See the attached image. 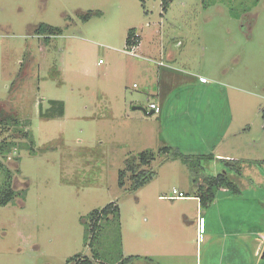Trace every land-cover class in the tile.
Listing matches in <instances>:
<instances>
[{
  "label": "rangeland",
  "instance_id": "374dc122",
  "mask_svg": "<svg viewBox=\"0 0 264 264\" xmlns=\"http://www.w3.org/2000/svg\"><path fill=\"white\" fill-rule=\"evenodd\" d=\"M40 24L61 34L37 35ZM131 29L136 56L125 45ZM158 85L167 102L187 101L194 121L147 115ZM49 100L63 102L62 117ZM0 106L19 121L0 128V144L16 143L0 152L16 191L0 206V264H195L198 228L181 215L195 217L194 177L173 152L236 148L246 179L233 181L245 196L264 194V0H170L166 11L161 0H0ZM187 134L196 153L162 144ZM142 153L152 177L134 189L126 172L120 187L126 160ZM194 164L197 180L225 169ZM173 190L185 198L167 199ZM108 204L119 215L103 217L89 245L91 213ZM160 215L171 225L156 240L147 233Z\"/></svg>",
  "mask_w": 264,
  "mask_h": 264
},
{
  "label": "crops",
  "instance_id": "0c3cea01",
  "mask_svg": "<svg viewBox=\"0 0 264 264\" xmlns=\"http://www.w3.org/2000/svg\"><path fill=\"white\" fill-rule=\"evenodd\" d=\"M139 47L140 36L139 43L135 47V50L139 49ZM153 52L154 51H148L147 53L152 55ZM159 53L162 55L163 52L160 50ZM168 57L172 58L173 54L169 53ZM161 77H166L164 70L159 73L160 80ZM163 93L162 88L158 85L157 99L153 98V100L148 102V110L145 111L147 115L148 113L154 114L149 108V105L155 104L160 110L158 114H160V116L163 114L164 125L168 121H172L179 125L178 122L181 121L184 126L185 122L191 116L192 118L190 121H194L193 118H195V115L189 114L192 109L188 108L187 101L185 102L186 107L183 106V104L180 105V102H167L162 98ZM137 105L138 104H136V106ZM183 117L188 119L184 118L185 120H182ZM247 129L249 130V127H247ZM166 134L165 130L163 135L166 136ZM175 137L176 138H174V140L166 137L170 143L163 141L162 144L164 145L165 143L168 146L170 144L176 148L184 146L183 148L186 151H190L191 153L197 152L193 150L197 147V142L194 144L196 140L194 139L192 141V134L186 135V138H188L187 140H185L186 138L178 139L177 136ZM216 138L221 140L222 135L217 136ZM198 140L202 147H205L204 150H206V148H211V145H208V141L203 140L201 137ZM188 147L192 149H188ZM206 152L211 153L207 154L213 156V162L214 160L221 163L235 160L242 161L241 164L245 162L242 159V156H240L238 149L233 147H231V149H227L226 151L218 150L217 148L212 147V149H209ZM224 166L226 170L224 169L223 172L227 171V174L231 176L229 177L231 179L233 178L232 180H235V178H237V180L246 179L244 175L243 177H238L233 172V169L226 165ZM259 175L262 185H264V171L259 173ZM251 177L252 176L247 177V180H249V178L251 179ZM239 190L240 192L234 195L228 190L220 188L216 193L214 201L205 208L200 206L196 195L188 197V200L196 203L195 217L184 211L181 215L187 219L185 222H190L191 219H193L196 224V228H198V238L200 236V241H197L199 252L195 258V264H264V194H262L259 190H256L251 195L245 196L241 187H239ZM188 216L191 217V219H188ZM261 221L263 222L260 223ZM169 225H171L170 221L167 220L165 216L160 215L157 217L155 226L150 229L149 233H147V236L154 233L152 235L153 239L157 240L158 236L160 237L164 234L159 235L158 232L162 233L166 231V227H169ZM202 229L204 230V236H206V239L204 244L200 245L199 242L203 240ZM164 241L165 238L162 237V242ZM183 260L184 257L181 258V261Z\"/></svg>",
  "mask_w": 264,
  "mask_h": 264
},
{
  "label": "trees",
  "instance_id": "16d2710c",
  "mask_svg": "<svg viewBox=\"0 0 264 264\" xmlns=\"http://www.w3.org/2000/svg\"><path fill=\"white\" fill-rule=\"evenodd\" d=\"M170 0H161V7L163 11H166ZM34 32L37 35H47V36H56L61 34V29L52 27L47 24H40L39 26L34 28ZM136 32L134 29L129 30L126 38V49L131 48L132 46H136L138 42L136 39L138 37L135 36ZM50 107L55 109L57 112L56 115L62 117L63 116V102L61 101H53L49 100ZM43 117H48L49 115L40 113ZM264 117V112H263ZM13 125L15 128L19 125V121L16 120L14 115L5 111L2 106H0V128L5 131L8 126ZM26 133H20L18 137H27ZM16 148V143L13 141L7 142V140L1 141L0 144V152L1 155H9L12 150ZM163 152H170L171 147H163ZM174 158H180L184 163L189 164L191 173L194 177V185H195V195L199 200V204L201 207L205 208L208 207L215 199L216 193L220 188H224L228 190L230 193L236 195L240 192L239 187L235 181H233L226 172L219 173L217 175H209L204 177L202 180H197V171L196 166L194 164L195 159L201 161H208L213 159L212 155H201L197 156V158L189 159L188 157L179 153L178 150H174L173 152ZM151 156L149 154L142 153L137 159L135 160H126L125 168L123 171L119 172V180L118 185L123 187L124 185V176L126 172L130 173V179L133 181V188L137 189L141 185L145 184L147 180L152 177V173L147 172L142 169L143 166H147L150 163ZM226 166L233 169L235 174H238V167L242 161L235 160V161H226L224 162ZM194 164V166H193ZM0 206L7 205L15 196V189L13 188V175L12 173L5 168V166L0 163ZM109 214L119 215L118 208L114 204H108L107 206L103 207L101 210H95L91 213L90 219L91 224L89 226V230L86 233L85 238L90 239L89 245H91L95 239V234L99 229V221L103 218L108 216ZM131 259V258H129ZM76 261V264H91L89 259H73ZM123 264V262H121Z\"/></svg>",
  "mask_w": 264,
  "mask_h": 264
},
{
  "label": "built area",
  "instance_id": "2783aa9c",
  "mask_svg": "<svg viewBox=\"0 0 264 264\" xmlns=\"http://www.w3.org/2000/svg\"><path fill=\"white\" fill-rule=\"evenodd\" d=\"M135 36L138 37V39H136V42L139 43V35L136 33ZM138 43H137V45H138ZM136 46H132L131 48L127 49L128 52L132 53V55H135V56H136V52H135ZM149 108L153 111L154 114H158L160 111L159 108L155 104H150ZM166 198L167 199H181V198H185V194L182 192H177L176 190H173L170 192V194L168 196H166Z\"/></svg>",
  "mask_w": 264,
  "mask_h": 264
},
{
  "label": "water",
  "instance_id": "95a60500",
  "mask_svg": "<svg viewBox=\"0 0 264 264\" xmlns=\"http://www.w3.org/2000/svg\"><path fill=\"white\" fill-rule=\"evenodd\" d=\"M152 113H148V115H151Z\"/></svg>",
  "mask_w": 264,
  "mask_h": 264
}]
</instances>
